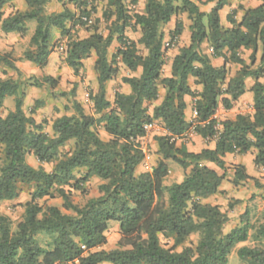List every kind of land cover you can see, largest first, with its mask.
Masks as SVG:
<instances>
[{"label":"trees","instance_id":"1","mask_svg":"<svg viewBox=\"0 0 264 264\" xmlns=\"http://www.w3.org/2000/svg\"><path fill=\"white\" fill-rule=\"evenodd\" d=\"M12 1L0 0L1 32L24 37L28 32L25 23L35 22L30 48L21 59L41 69L49 55L63 45V61L78 76L83 60L93 55L97 89L88 92L93 114H86L74 102L72 114L56 118L49 135L23 111L22 83L0 78V111L6 98H12L14 104L12 111L0 116V202L17 199L22 185L31 189L14 231L10 218L0 214V264H227L234 247L248 240L249 225L224 234L226 215L218 206L200 201L217 193L226 175V154L254 150V165L264 169V83L258 81L264 76V0L256 8L244 10L239 22L234 19L235 11L228 15L231 27L227 29L221 26L218 14L227 0H210L215 5L208 13L191 0H144L142 14L129 9L137 0H104L103 16L109 22L106 35L94 25L82 39L73 38L71 31L77 25H92L89 6L97 0H60L61 11L50 14L46 12L49 0H24V11L5 17L3 9ZM181 15L190 23L189 43L177 50L170 76L163 77V29L175 18L169 38L177 42L184 30ZM131 28L140 31L137 42L125 36ZM54 32L59 36L56 41ZM114 41L119 47L109 61L108 49ZM203 42L208 43L213 57H222L225 65L237 64L240 69L229 77L225 66L213 67L201 53ZM242 48L252 50L250 65L239 56ZM258 50L261 58L253 69ZM119 64L131 73L139 68L141 72L138 77H123L130 94L115 92L110 103L105 87L119 73ZM0 66L16 69L7 53H0ZM190 77L201 87L199 93L189 85ZM248 77L255 80L253 114L218 122L214 114L219 105L231 109L245 93ZM42 82L57 85L50 77ZM160 87L165 95L150 114ZM185 97L194 99L197 118L191 123L185 120ZM152 122L161 123L166 134L155 138V165L139 173L145 159L141 145L144 125ZM98 127L106 140L99 136ZM190 128L203 139L217 136L215 147L192 153L185 145L178 146V139ZM27 156H33L39 166H30ZM172 163L187 172L179 183L164 186ZM205 163L224 173L219 175ZM43 164L51 165V170L46 171ZM233 170L234 186L250 179L243 167ZM93 177L102 182L100 196L81 207L74 204L72 192L85 195ZM53 198H60L62 208L71 214L39 203ZM112 222L118 224L119 239L115 249L105 250ZM39 234L51 238L50 248L38 243ZM192 235L198 236L196 245L183 247ZM253 241L264 242V223L255 230ZM236 254L245 264H264V249L258 246L241 247Z\"/></svg>","mask_w":264,"mask_h":264},{"label":"crops","instance_id":"2","mask_svg":"<svg viewBox=\"0 0 264 264\" xmlns=\"http://www.w3.org/2000/svg\"><path fill=\"white\" fill-rule=\"evenodd\" d=\"M57 2L58 0H49V3L47 5L46 12L48 14L50 13H55L51 11V8L53 7V3ZM194 2L196 5H198L199 9L201 12L208 13L213 6L215 5V1H210V0H191ZM261 4L260 0H227L223 8L219 11V20L220 24L224 29L230 28L231 25L227 22V16L230 15L232 12L235 11V16L234 19L236 22H239L243 16L244 10L248 9H254L257 6ZM62 6V4H61ZM144 6H145V1L144 0H137L136 5H129V9L132 11L131 13H138L142 14L144 11ZM240 6L242 9H240ZM26 9V5L24 0H13L11 3L7 4L3 11L5 13V17L10 15L13 12L19 11L22 12ZM73 9V7H72ZM185 16L182 17L183 20H185ZM175 19V18H174ZM33 22V21H31ZM31 22L25 23V27L29 31V39L34 31L35 27H31ZM183 35L187 36V39L184 40L182 43H178L180 41V37L177 40V42L171 40L167 41L166 40V35L164 34V40H163V48H164V66L162 69V75L163 77H169L170 76V70H171V62L174 57V55L177 53V50L189 43V21H183ZM32 30V31H31ZM170 30H173L172 28ZM139 31V29H138ZM165 33V32H164ZM27 34V33H26ZM54 41L59 39V36L57 32H54ZM125 36L134 42H137L140 38V31L136 32V34H132L130 31L125 32ZM169 37V36H168ZM21 36L18 35L17 33H8L5 34L0 31V40L1 41V46L0 48H5V44L8 46H11L14 41H21ZM170 39V38H169ZM12 43V44H11ZM168 45V46H166ZM119 47L118 43L114 41L112 45L108 49V54L107 58L110 61L112 55L116 52L117 48ZM138 47H141L139 45ZM168 50L165 51V50ZM201 53L205 56H207L210 60V63L213 67L215 68H221L225 66L228 71H229V77H232L235 72H237L240 69V66L237 64H224V59L222 57H213L212 56V50L210 49L209 45L207 42H203L202 45L200 46ZM1 54H4L1 50ZM252 55V50L250 49H240L239 50V56L240 58L244 61L246 65H250V56ZM255 63L252 65V68H256L259 65V61L261 58V51L258 50L256 55H255ZM63 59V58H61ZM56 53H51L48 57L47 65L44 67V74L45 77H50L56 80L60 79L61 82L64 81V76L63 73L64 71L70 75V78L72 79V82L76 85V97H74V100L83 108L82 104L84 105L86 102L91 105V110L88 112H85L86 114H93V103L88 99V94H87V87H90L91 91H96L97 89V82H96V74L93 70V65L95 62V57L92 55L91 57L84 59L83 60V69H81L80 73L78 76H75L72 72V70L66 66L63 60L62 63L59 62L57 63V66L54 68V64L56 63ZM29 63V65H33L32 63L25 61ZM257 62V63H256ZM62 64V65H61ZM35 66V65H34ZM232 68V72H230L229 68ZM119 75L114 77L112 80L108 81L106 83V99L112 103L114 94L115 92H120L123 94H130V88L128 85L122 83L121 79L123 77H138L141 69L139 68L136 72L131 73L128 71L123 65L119 64ZM56 78V79H55ZM260 83H264V76L261 77L258 80ZM194 79L189 78L188 83L191 86L193 90L196 92L201 91L200 86L194 85ZM255 80L253 78H246L245 79V93L235 102L232 103V108L229 110L224 109L221 105H219L218 109L216 110L214 114V118L220 122L224 120H233L237 115H252L253 114V93L251 91L252 86L254 85ZM165 95V90L160 87L159 88V96L158 100L152 104V106L149 109V113L151 114L153 107L157 106L160 104L162 101L163 97ZM185 103H186V109H185V120L187 123L193 122V102L194 99L190 97H185L184 98ZM82 101V102H81ZM27 104V103H26ZM25 112V109H24ZM60 117V116H59ZM34 118V116H33ZM159 124V123H158ZM160 126L163 127V125ZM220 131V128H219ZM103 132V130H102ZM104 133V132H103ZM153 135L156 136H164L165 133L163 131H158V132H150ZM150 133H146L145 137L141 139V145L142 149L145 153V144L146 142H150ZM105 135V134H104ZM217 136L213 137L212 139H203L202 137L196 135V133L193 131L192 128L189 129L183 136L178 139L177 145L180 146L181 144L185 145L186 149L189 152L192 153H199L204 149H213L215 147V142H216ZM154 149L157 151V144L154 141L153 142ZM254 150L249 151L246 154H226L223 157V161L225 164L226 168H235L237 166H241L244 168L246 175L250 178L249 180L245 182H240L237 186L233 185V179H234V170L229 171L231 174L225 175L223 181L221 182L218 191L216 194L208 197L207 199H203L200 202L203 204H208L212 206H218L219 210L224 213L228 219L227 224L223 228V233L227 234L229 231H231L234 228L243 226L246 221L244 222V218H242V208H245L246 206H250L251 204V195H259L263 191V188H261V185H264V169L260 167H256L253 163L254 160ZM33 157V156H32ZM33 159H35L33 157ZM38 163V162H37ZM207 167L210 169L214 170L217 172L219 175H222L224 172L217 168L214 164L212 163H205ZM39 166V164H38ZM261 180L259 182V185H257L256 181ZM180 181H177L176 183H179ZM260 187L261 189H258ZM264 196V195H263ZM257 198V197H256ZM238 200L241 201L239 205L233 207V209L228 208V203L232 200ZM257 200V199H256ZM249 201V202H248ZM261 217L264 218L262 214H259ZM256 221V219L254 220ZM253 221V222H254ZM249 225V224H248ZM250 238V234L248 232V240ZM247 242V241H246ZM246 242L238 243L236 245V249H239L241 247H247ZM107 264V263H104Z\"/></svg>","mask_w":264,"mask_h":264},{"label":"rangeland","instance_id":"3","mask_svg":"<svg viewBox=\"0 0 264 264\" xmlns=\"http://www.w3.org/2000/svg\"><path fill=\"white\" fill-rule=\"evenodd\" d=\"M53 7L51 8L52 12H59L62 9L61 6V1L58 0L57 2L55 1L53 3ZM70 9H72V6L69 5ZM91 16H90V23L92 25H86V26H81L79 27L78 25L76 28L71 31V36L74 38L82 39L87 37L94 25L98 28V31L101 32L102 34L106 35L107 33V28L109 27V22L105 20L103 13L106 9L105 6V1L104 0H97L94 1L93 3L90 4L89 6ZM48 12V9H47ZM184 15H181L179 17V20L181 22L186 21V16L185 20L182 19ZM176 20L174 18L171 19V21L164 26L163 31L165 32L164 34L167 36L166 40L169 41V32L171 31L170 29L174 28ZM32 28L35 27V22H31L30 25ZM30 30V29H28ZM32 31V30H31ZM130 31L133 35L136 34L138 31V28H131ZM29 31L27 34L21 38V41H14L11 46H8L5 44V48H0V52L4 54H9L11 58L13 59L14 65L16 69H9L5 66H0V78L5 79V78H11L13 80H18L20 83L23 85V90L25 92V98H24V104H23V111L25 109V114L27 116H34V119L37 124H42L43 125V130L45 133L52 135L51 132V124L52 122L58 118L59 116L62 115H71L72 114V103L76 102L74 100V97H76V85L72 82V79L70 78V75L64 71L63 76H64V81L61 82L60 79H57L58 82L56 83L57 85L55 87H50L49 85L43 83V78H45L44 74V68L40 69L37 66L34 65H29V63L25 62V60L21 59V56L24 51L28 50L29 47ZM187 39L186 35H181L180 41L178 43L184 42V40ZM1 41L0 40V47L1 46ZM67 39H63L62 43L65 44ZM168 46V45H166ZM169 47V46H168ZM170 48V47H169ZM140 52L144 54V49L143 47H139ZM172 49V48H170ZM167 50V49H166ZM63 51H53V53H56V63L54 64V68L57 66V63L61 62V58L64 56L62 55ZM168 52V50H167ZM257 63V62H256ZM62 65V64H61ZM230 72H232V68H229ZM120 73V71H119ZM117 74V76L119 75ZM120 76V75H119ZM56 79V78H55ZM87 94L90 91V87L88 86L87 88ZM82 102V101H81ZM27 103V104H26ZM13 99L12 98H6L3 104V107L0 111V116L4 117L9 111L13 110ZM83 110L85 112H88L91 110V105H89L87 102L83 105ZM66 108V109H65ZM34 110L33 114H30V112ZM97 131L99 133V136L101 139L106 140L107 136L104 135L102 132V128L98 127ZM150 142H146L144 148H145V159L143 161V164L138 168V172H143V171H149L152 166L155 165L156 160H157V154L154 149L153 142L155 141L156 135H153L150 133ZM2 147L0 146V167L2 163ZM27 163L34 167H38V163L35 159H33L32 156H27L26 158ZM43 168L46 171L51 170V165L43 164ZM233 168H226V175L230 176V172L232 171ZM81 172V173H80ZM79 172L80 176L83 173V170ZM187 171H184L181 167H179L177 164H170L169 165V173L166 179L164 180V186H169L172 183H176L177 181H182L184 174ZM258 182V183H257ZM259 182L261 180H257L256 183L258 186ZM102 182L93 177L89 180L87 183V193L85 195H80L78 192H72L71 200L74 204L78 206H83L87 200L91 198H97L100 196V193L98 191V186ZM246 183V182H245ZM263 188L262 193L259 195H251V204L249 206H246L245 208H242L243 214L242 218H244V222L246 221L247 224H249V234L250 238L247 240L245 243L248 248H252L254 246H258L260 248L264 249V242H255L253 241V236L255 233V230L260 224L264 223V218L261 217L259 214H262L264 216V185L260 186ZM258 187V189H261ZM21 193L18 196L17 199L12 200V201H1L0 202V214L8 216L12 222V231L15 230L16 224L22 219L23 211H24V204L29 201V193L31 189L28 186L22 185ZM257 197V198H256ZM257 199V200H256ZM249 202V201H248ZM40 204H45V205H50V206H56L58 207L62 213L64 214H71L70 211H66L62 208V200L60 198H53V199H45V201H40ZM242 203L241 201L234 200L232 199L228 203V208L233 209V207L239 205ZM256 219V221H254ZM254 221V222H253ZM106 238H107V243L103 247L105 250H112L117 247V241L119 239V228L118 224L115 222H112L109 224V228L106 232ZM36 240L38 243L44 247L50 248L49 243L51 242V238L44 235V234H39L36 237ZM198 240L197 235H192L186 243L183 245L186 247L189 246H195ZM48 244V245H47ZM236 247V246H235ZM232 250L230 255L228 256V262L227 264H245L243 261H241L236 252L238 249ZM180 248H178L179 250Z\"/></svg>","mask_w":264,"mask_h":264},{"label":"built area","instance_id":"4","mask_svg":"<svg viewBox=\"0 0 264 264\" xmlns=\"http://www.w3.org/2000/svg\"><path fill=\"white\" fill-rule=\"evenodd\" d=\"M86 20V19H83ZM58 51H63V45L59 46ZM192 116H193V121L197 118V113L196 111L193 109L192 112ZM144 130L146 131V133H150V132H158V131H163L165 133V130L162 126H160V124L156 123V122H152V123H148L144 125ZM166 134V133H165Z\"/></svg>","mask_w":264,"mask_h":264}]
</instances>
